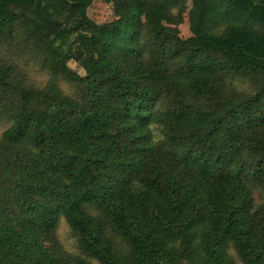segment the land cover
Instances as JSON below:
<instances>
[{"label": "trees", "instance_id": "1", "mask_svg": "<svg viewBox=\"0 0 264 264\" xmlns=\"http://www.w3.org/2000/svg\"><path fill=\"white\" fill-rule=\"evenodd\" d=\"M113 1L0 0V264H264V0Z\"/></svg>", "mask_w": 264, "mask_h": 264}, {"label": "rangeland", "instance_id": "2", "mask_svg": "<svg viewBox=\"0 0 264 264\" xmlns=\"http://www.w3.org/2000/svg\"><path fill=\"white\" fill-rule=\"evenodd\" d=\"M180 3L183 5L184 9L182 11L176 9L169 10V14L165 17L164 20L166 21L170 29L179 33H186L189 29L187 17L188 12L190 9L193 8V5L191 0H180ZM122 7L123 6L121 4L115 3L113 0H110L108 3L104 2V0H95L94 6L91 7L92 17L95 19L94 21L114 20L117 9H121ZM214 11L215 7L213 5H209L207 14L210 20L213 19ZM40 56L41 55L34 56L31 54L29 63L30 65H33L35 63L37 67H39L40 71L43 72V62L40 59ZM66 64L68 69L73 72H83L82 69L79 68L77 61L74 59L67 60ZM43 73H46L50 77L51 83H58L60 88L69 91V88L67 86V76L61 79L64 74L53 75L50 73L49 70ZM30 82L38 87H43L51 84H47L46 82H44V80H30ZM7 126L8 125L6 123L0 122V136L2 131ZM256 198L257 200H259L260 196L257 194ZM107 234L111 236L113 240L117 243L122 257L125 256L127 252V249L125 250V244L117 237L111 226L108 229ZM44 244L46 247H48L49 251H53L64 264H74L78 258L84 259L90 264H96L95 261L89 259L79 251L77 246V236L68 229L67 225L64 222L60 223L57 226L54 240L50 242H45ZM238 264L243 263L242 261H238Z\"/></svg>", "mask_w": 264, "mask_h": 264}]
</instances>
